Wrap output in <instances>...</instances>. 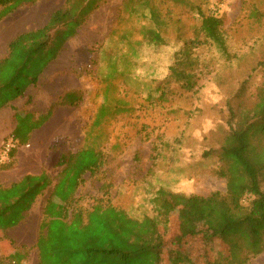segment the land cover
<instances>
[{
    "label": "rangeland",
    "instance_id": "obj_1",
    "mask_svg": "<svg viewBox=\"0 0 264 264\" xmlns=\"http://www.w3.org/2000/svg\"><path fill=\"white\" fill-rule=\"evenodd\" d=\"M141 1L100 0L36 83L13 99L0 91V185L43 171L52 178L25 218L0 232L5 264L15 253L22 255L21 264H39L40 225L65 152L95 146L105 153L99 173L86 174L78 190L84 207L101 196L106 181L113 183V203L136 217L153 214L152 199L160 186L186 194L226 191V180L213 172L230 131V109L253 105L264 83V0H193L204 12L224 18L231 52L224 56L208 44L195 49L198 71L206 78L193 91L172 76L170 66L186 41L196 37L197 10L173 0H150L163 19L160 30L166 43L157 50L139 46L134 54L123 37L127 33L137 40L142 22L154 24L138 20L143 6L134 4ZM86 2L39 0L19 7L0 23V59L9 54L10 42L18 35L47 26L59 9L84 8ZM253 6L260 9L261 20L251 16ZM112 61L118 73L111 76ZM105 100L111 105L123 102L124 109L96 126ZM20 131L23 141L15 143L14 134ZM12 147L17 148L14 157L9 154ZM210 150L215 151L204 154ZM6 162L9 168L3 167ZM179 232L175 215L166 238L168 256L176 255L173 237ZM185 240L195 264H231L227 246L218 238L209 246L202 234ZM171 257L164 264H172ZM246 264H264V252Z\"/></svg>",
    "mask_w": 264,
    "mask_h": 264
},
{
    "label": "trees",
    "instance_id": "obj_2",
    "mask_svg": "<svg viewBox=\"0 0 264 264\" xmlns=\"http://www.w3.org/2000/svg\"><path fill=\"white\" fill-rule=\"evenodd\" d=\"M38 1L0 0V23L19 7ZM99 1L87 0L84 8L73 5L59 9L51 15L47 26L24 32L12 40L9 54L0 59V91L13 99L36 83L44 68L57 57L61 45L77 32L76 26L81 24L84 14ZM173 1L196 9L199 15L196 37L186 41L170 66L172 76L193 91L206 78L204 71H198L200 60L194 55L195 49L208 44L224 56L231 55L225 20L215 12H204L193 0ZM134 5L143 6V11L137 14L139 21L151 20L154 24L142 22L137 40L130 39L132 36L127 33L123 38L129 39L134 54L142 45L157 50L166 43L158 9L150 0ZM251 16L261 20L257 6L251 9ZM125 59L129 62L128 54ZM116 66L112 61L111 76L118 73ZM109 101L105 100L101 106L96 126L107 116L123 111V102L111 105ZM230 112L227 122L230 131L219 151L220 164L213 172L226 180V191L186 194L160 186L152 199V215L136 217L116 206L112 201L113 183L109 181L102 183L101 196L89 207L80 205L78 190L84 176L99 173L106 156L95 146L63 153L59 161L62 169L53 185L46 218L38 234L39 264H164L171 257L166 238L175 215L180 232L173 237L177 246L173 249L176 255L170 258L172 264H195L190 256L193 249L186 246L185 239L196 234H202L205 246L214 238L222 241L231 264H246L261 255L264 252V83L258 88L253 105L240 104L238 111L230 109ZM22 137L21 131L14 134L15 143H22ZM16 153L17 148L12 147L9 154L14 157ZM10 166L7 162L3 165ZM51 185L52 178L46 171L26 174L8 186L0 185V232L18 225L37 197ZM13 257L7 264H21V254L15 253ZM5 263L0 257V264Z\"/></svg>",
    "mask_w": 264,
    "mask_h": 264
},
{
    "label": "crops",
    "instance_id": "obj_3",
    "mask_svg": "<svg viewBox=\"0 0 264 264\" xmlns=\"http://www.w3.org/2000/svg\"><path fill=\"white\" fill-rule=\"evenodd\" d=\"M26 6H27V5H26ZM7 16H8V15H7ZM4 18H5V17H4ZM4 18H3V19H4ZM3 19H2V20H3ZM18 36H19V35H18ZM15 38H16V37H15ZM15 38H14V39H15ZM14 39H13V40H14ZM10 43H11V42H10Z\"/></svg>",
    "mask_w": 264,
    "mask_h": 264
},
{
    "label": "built area",
    "instance_id": "obj_4",
    "mask_svg": "<svg viewBox=\"0 0 264 264\" xmlns=\"http://www.w3.org/2000/svg\"><path fill=\"white\" fill-rule=\"evenodd\" d=\"M11 264H16L15 262H12Z\"/></svg>",
    "mask_w": 264,
    "mask_h": 264
}]
</instances>
